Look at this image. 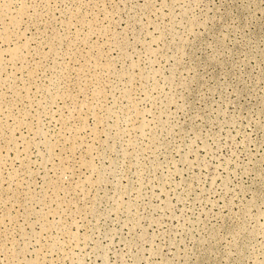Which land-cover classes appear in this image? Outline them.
Masks as SVG:
<instances>
[{"label":"rangeland","instance_id":"374dc122","mask_svg":"<svg viewBox=\"0 0 264 264\" xmlns=\"http://www.w3.org/2000/svg\"><path fill=\"white\" fill-rule=\"evenodd\" d=\"M0 264H264V0H0Z\"/></svg>","mask_w":264,"mask_h":264}]
</instances>
